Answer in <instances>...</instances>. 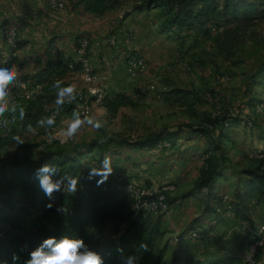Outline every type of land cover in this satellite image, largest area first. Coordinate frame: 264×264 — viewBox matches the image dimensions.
<instances>
[{
    "label": "rangeland",
    "instance_id": "obj_1",
    "mask_svg": "<svg viewBox=\"0 0 264 264\" xmlns=\"http://www.w3.org/2000/svg\"><path fill=\"white\" fill-rule=\"evenodd\" d=\"M131 7L130 2L103 16L80 13L82 20L75 37L71 38L70 35L63 41L59 37V41L65 53L75 57L76 36L87 35L89 50L94 49L91 56L96 55V66L92 68L91 65V68L94 73L107 76L99 83L86 85L78 74L71 75L66 82L75 86L77 95L90 99L89 89L96 88L102 95H126L137 102V107L121 108L115 117H111L98 103L89 101L88 111L84 113L101 119L104 122L103 129L97 132L85 126L74 139L66 143L60 142L61 134L73 119V111L80 112L75 105L78 103L77 98L51 130L36 128L32 134L23 135L27 118L23 122L17 119L8 129L0 128V165L4 168L10 162L18 161L32 166L48 150L62 148L72 151L79 145L91 144V149L95 148L86 159L95 160L100 152L103 153L104 157L111 158L112 167L125 180L137 185H175L176 190L167 196L170 208L163 219L164 233L155 243V258L162 251L159 264H208L221 257L228 259L229 264H242L248 241L242 232L244 225L235 222L230 214L222 215L205 240L190 238V233L193 232V226L204 221L201 217L206 204L205 191L199 192L196 186L204 173L202 157L206 147L213 150L219 147L215 160L222 165L221 170L226 179L221 182L223 194L229 198L232 196L234 175L252 163L249 155L259 153L264 148V20L238 32L237 43L231 55H227L219 52L213 38L220 31L213 30L211 38L192 33L182 40L174 33L158 32L161 22L159 10L139 13L133 12ZM122 31L132 34L128 44ZM111 36L116 37L123 50L128 47L134 49L136 45L146 47L150 40H155L164 62L160 68L156 67L148 62L149 57L144 53L142 55L147 62V69L143 74L130 80L121 70L123 78H126L122 81L123 86L109 87L107 83L115 79L114 73L118 69H110L109 63L103 68L101 66L105 64L102 59L110 53L114 62L115 50L107 43ZM49 39H42V44L26 46L20 51L19 61L24 63L26 72L34 69L31 61L42 57ZM154 52L152 55H155ZM258 69H261V74L252 83L251 79ZM167 82L172 83V88L188 93V105L197 111L198 117H191L187 113V105L180 106V103L162 93L168 90ZM24 94L21 91L16 95L11 93L10 101L23 106L29 115L34 116V126L37 120L47 116L49 110L57 109L54 102L50 105L39 102L32 104L40 92L28 99ZM67 103L64 105L67 106ZM84 113H81L82 116ZM203 115L226 119L225 122L231 124L228 130H224L229 136L228 140L217 134L209 137L182 134L175 141V146L166 150L134 149L126 144L141 141L149 135L175 132L185 124H197ZM242 120L249 121L250 125H241ZM48 131L52 132L55 139L52 144L45 145L49 138ZM11 134L23 135L25 144L16 147L10 139ZM101 139L105 142L100 143ZM114 153L118 155H112ZM117 174L113 173L109 179L113 180ZM186 194L189 196L184 198ZM49 203L53 204L52 209L56 214L59 213L57 208L63 207L67 211L71 206L69 200H59L58 196ZM253 216L251 223L264 222V205L256 207ZM124 229L125 226H120L119 234ZM260 263L264 264V259Z\"/></svg>",
    "mask_w": 264,
    "mask_h": 264
},
{
    "label": "trees",
    "instance_id": "obj_2",
    "mask_svg": "<svg viewBox=\"0 0 264 264\" xmlns=\"http://www.w3.org/2000/svg\"><path fill=\"white\" fill-rule=\"evenodd\" d=\"M65 8L81 10L83 13L103 16L115 11L127 3H132L133 12H145L152 9L159 10L160 33H174L185 39L191 33L204 38H211L212 31H220L214 41L220 53L231 55V50L238 40V32L255 26L264 20V0H61ZM64 8V9H65ZM128 13V12H126ZM184 37H183V36ZM77 35L74 42L76 50ZM58 36L51 37L45 45L41 58L33 61L36 71L32 74L20 76L28 87L39 86L40 94L32 104L39 102L50 105L54 102L56 90L52 87L56 80L62 81L64 86L69 83L66 79L81 70V64L74 57L67 55L62 48L57 47ZM28 45L27 41L17 40L8 50L7 66H23L16 53ZM261 74L258 69L251 82H255ZM168 90L164 93L180 106H188V115L198 117L197 111L188 105V93L184 90L172 88L167 82ZM256 84V83H254ZM14 88L12 93L17 92ZM139 93V92H138ZM103 100L98 105L115 117L119 109L124 107L136 108L137 102L126 95L116 93L102 95ZM97 96H92L90 102H95ZM71 105H63L60 109L68 110ZM27 123L34 125V116L27 113ZM226 119L211 118L203 115L197 124H185L172 133H158L149 135L145 139L126 143L138 149H153L167 140L171 146L180 139L182 134L189 136L209 137L217 134L225 140L229 136V123ZM91 144L79 145L72 151L56 148L46 151L34 166L23 165L12 161L4 168H0V264H13L12 255L17 254L20 259L16 264H24L29 252L39 242L47 237L68 235L83 239L94 247L104 257L106 264H123L122 256H135L136 264H159L162 251L155 258L154 248L157 240L163 235V219L166 213L155 215L144 212L132 206V200L120 185L108 179L97 186L96 179L88 180V169L99 167L104 158L99 153L97 159H86L91 156L95 148ZM216 146V145H215ZM169 147V148H170ZM166 148V149H169ZM164 149V150H166ZM219 147L209 149L203 153V176L196 188L204 192L206 204L202 211L203 222H198L190 238L205 240L214 230V224L223 214H230L234 221L242 225L251 224L253 211L259 205H264V160L255 159L247 167L234 175L232 196L223 202L222 181L225 175L222 165L215 160V153ZM163 150V149H162ZM220 151V150H219ZM259 153L264 154V148ZM112 155H118L114 153ZM46 163H55L63 174L82 176L80 190L75 194L57 192L59 200H69L70 208L66 213L56 214L53 209L46 208L50 200L40 189L34 178L35 169ZM113 173L119 171L113 167ZM117 176H121L118 175ZM168 196V195H167ZM189 194L184 195V198ZM167 205L170 201L167 197ZM219 210V211H218ZM50 215L48 218L47 216ZM125 226L119 234V227ZM141 243L148 245V250L140 248ZM123 249V253L117 251ZM228 259L221 257L208 264H229ZM188 264H199L198 262Z\"/></svg>",
    "mask_w": 264,
    "mask_h": 264
},
{
    "label": "clouds",
    "instance_id": "obj_3",
    "mask_svg": "<svg viewBox=\"0 0 264 264\" xmlns=\"http://www.w3.org/2000/svg\"><path fill=\"white\" fill-rule=\"evenodd\" d=\"M10 35H14V33H10ZM85 79L90 82L92 77L89 76ZM24 86L15 67H0V128L8 129L9 125L15 123L17 119L21 122L25 120L27 116L25 108L10 101L12 90ZM52 87L56 90L54 103L57 106V111L52 116L37 120L35 126L31 123L23 125V135L32 134L36 128L51 130L56 123V115L59 114V109L63 107L65 102L72 103L77 98L76 88L73 85L64 86L62 81L56 80L53 82ZM91 94L97 96L96 103H100L103 100V96L98 95L96 89H91ZM72 115L73 119L67 123L61 134V143L74 139L85 126L97 132L104 127V122L101 119L89 116L87 113L82 116L81 112L74 110ZM47 134L50 138L55 139L51 131H48ZM23 135L11 134L10 139L16 147L25 144ZM104 142L101 139L100 143ZM113 171L111 158L106 156L100 162L99 167L88 169L87 179L91 181L99 177V179H96V183L97 186H100L109 179ZM33 175L46 198L51 201L55 200L57 192H67L75 195L81 187L82 176L63 174L60 167L55 163L41 165L35 169ZM52 207V203L46 205L48 209ZM57 212L66 213V209L60 207L57 208ZM140 248L147 251L148 245L141 243ZM117 251L121 254L123 253L121 248H118ZM19 259L20 257L13 253V264H16ZM122 261L123 264H136V257L122 256ZM24 264H106V261L99 251L87 244L83 239L64 235L60 238L52 236L42 239L29 252Z\"/></svg>",
    "mask_w": 264,
    "mask_h": 264
},
{
    "label": "built area",
    "instance_id": "obj_4",
    "mask_svg": "<svg viewBox=\"0 0 264 264\" xmlns=\"http://www.w3.org/2000/svg\"><path fill=\"white\" fill-rule=\"evenodd\" d=\"M52 10L59 11L56 9ZM10 33H14V35H10ZM121 33L124 35L125 43L128 44V41L132 40V34L130 32L126 34L125 31H122ZM2 38L6 49L9 50V48L12 47L17 41L16 28H6L2 33ZM107 43L111 49L115 50L114 63L110 66V69L116 68L117 63L121 62L125 73L128 75V77L133 78L143 74L146 71L147 62L139 50L131 49L130 47L126 48V50H123L118 45V41L115 36H111L110 38H108ZM89 46L90 43L87 35L82 34V36L78 40L74 60L81 64V70L77 74L80 76L82 82L86 85H93L106 79L107 76L96 74L93 72L89 58L87 56ZM8 55L9 54L3 56L0 54V67H8ZM89 76L92 77V80L90 82L85 79ZM23 84L25 86L20 88L22 89L21 91L25 93L24 95H26L27 99L31 97L34 98L35 95L40 91L39 86L28 88L26 83ZM91 89L93 88L89 89L90 98L93 96L91 94ZM96 90L98 95H102L98 89ZM77 100L78 103H76L75 105L80 110V112H87L90 99H85L82 95L79 94L77 95ZM67 104L71 105L72 103ZM56 111L57 109L49 110L47 116H52ZM63 113H65V109H59V114L56 115V121L60 119ZM240 124L243 126L250 125L249 121L247 120L240 121ZM53 140L54 139L49 137L46 140L45 145L52 144ZM169 147V143L163 142L158 144L156 149L162 150ZM251 157L255 159L264 160V154L261 153H253ZM114 180L115 183L117 185H120L124 192L129 195L130 199L132 200L133 207L140 209L144 212H151L155 215L168 212L169 208L167 205V195L176 190L175 185L172 183H166L161 185L151 184L149 186L137 185L132 183L131 181L125 180L122 176H116ZM227 201L228 198L225 195L223 197V202L225 203ZM242 232L248 241L246 253L244 258L242 259V264H261L260 260L264 259V222L258 224H246L243 226ZM192 237L194 238L195 235L193 234Z\"/></svg>",
    "mask_w": 264,
    "mask_h": 264
},
{
    "label": "crops",
    "instance_id": "obj_5",
    "mask_svg": "<svg viewBox=\"0 0 264 264\" xmlns=\"http://www.w3.org/2000/svg\"><path fill=\"white\" fill-rule=\"evenodd\" d=\"M57 1L61 4L63 2L61 0ZM64 8L60 10L56 9L59 11L52 10L48 4V0H0V54L3 56L8 54V50L6 49V46L4 45L2 40V33L6 28L9 27L16 28L17 40L27 41V46L42 44V39L46 41L48 38H51L53 36L61 37V41H63L64 38H70V35H72L71 38H74L75 32L79 29V23L82 20V18L79 17L82 15L80 13L83 12L81 10H71L69 8ZM148 43L149 46L146 47L141 45L140 47L136 45V43L134 49L139 50L143 55L144 53H146L149 57L148 62L156 67L159 66L160 68V64L164 61H162V53H159V46L156 44L155 40H150ZM57 47L63 49V47H61L60 41L57 43ZM93 50V48L89 50V59L91 61L92 68H95L96 55H94V57L91 56ZM154 50L155 55H152V52ZM20 51L16 53V56L19 60L21 58L19 57ZM112 56L113 55H111L110 53L107 58L102 59V61H105V64L101 66L102 68L108 63L111 65L114 63L111 59ZM14 67L17 69L20 76L32 74L36 71L35 67H33L34 69L30 72H26L24 66L22 67L16 65ZM117 69L118 72L114 73L115 79H112L111 82L107 83V86L112 88L117 86L120 87L121 85L123 86L122 81L126 78H123L124 74H121L120 72L121 70H123L121 62L117 63L116 70ZM132 78L133 77H129L130 80H133ZM21 90V88L17 89L18 92ZM18 92H14L12 94L16 95ZM227 198L229 199L228 196ZM254 217L255 216H253L252 219H254ZM224 218H226V216Z\"/></svg>",
    "mask_w": 264,
    "mask_h": 264
},
{
    "label": "bare ground",
    "instance_id": "obj_6",
    "mask_svg": "<svg viewBox=\"0 0 264 264\" xmlns=\"http://www.w3.org/2000/svg\"><path fill=\"white\" fill-rule=\"evenodd\" d=\"M48 4L52 9H63L64 5L59 3L57 0H48Z\"/></svg>",
    "mask_w": 264,
    "mask_h": 264
}]
</instances>
